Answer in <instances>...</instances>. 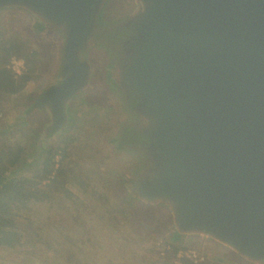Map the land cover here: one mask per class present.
Listing matches in <instances>:
<instances>
[{
  "label": "water",
  "instance_id": "1",
  "mask_svg": "<svg viewBox=\"0 0 264 264\" xmlns=\"http://www.w3.org/2000/svg\"><path fill=\"white\" fill-rule=\"evenodd\" d=\"M105 1L0 0L63 36L60 80L40 104L56 129L89 83L83 54ZM131 1L110 35L121 56L109 73L133 115L125 132L145 153L127 201L179 241L264 264V0Z\"/></svg>",
  "mask_w": 264,
  "mask_h": 264
},
{
  "label": "rangeland",
  "instance_id": "2",
  "mask_svg": "<svg viewBox=\"0 0 264 264\" xmlns=\"http://www.w3.org/2000/svg\"><path fill=\"white\" fill-rule=\"evenodd\" d=\"M135 10L131 0L103 3L95 22L96 41L83 54L91 68L89 83L68 103L67 121L60 129L54 128L48 139L43 126H53L50 111L39 106L22 123V98L46 91L60 80L63 36L40 32L24 11H0V38L19 37L36 50L40 60L38 77L19 96L8 97L0 111V154L8 148L22 149L26 165L16 173L20 176L31 174L40 165L45 157L40 149L66 147L67 158L62 164L60 157L58 168L62 164L66 170L65 189L73 195L49 191L48 198L20 208L16 215L22 245L12 248L0 242V264H172L171 259L160 256L156 246L159 241H169L167 222L133 206L125 197L130 179L145 171L142 146L110 142L122 136L133 116L113 85V73L109 76L121 56L110 35L125 27ZM53 71L55 78H51ZM28 123L32 129L38 128L35 144L32 132L26 129ZM48 182L49 178L41 185ZM180 241L208 262L240 264L210 244Z\"/></svg>",
  "mask_w": 264,
  "mask_h": 264
},
{
  "label": "trees",
  "instance_id": "3",
  "mask_svg": "<svg viewBox=\"0 0 264 264\" xmlns=\"http://www.w3.org/2000/svg\"><path fill=\"white\" fill-rule=\"evenodd\" d=\"M12 58L24 60L25 69L22 74L15 75L10 70L9 62ZM39 67L40 60L36 50L29 44L15 35H6L0 38V111L8 97L19 96L27 84L38 77ZM32 96V93L22 96V105H28L32 100ZM26 126V129L32 132L31 138L35 144L38 128L32 129L31 123L26 124ZM40 151V154H45L40 165L31 174L20 176L16 173L22 170V165H26V158L22 159L21 157L22 149L8 148L3 155L0 154V165L3 166L0 170V242L12 248L22 245L23 242L19 228L20 224L16 215L20 208L27 206L30 202L48 198L49 191L65 192L69 194L68 197H73L65 189L68 178L62 164L68 155L66 147L50 146ZM55 155H60L62 163L56 170H54L53 162ZM48 178L49 182L41 185ZM31 191H39L43 195H33L29 193ZM166 244L169 246V250L165 252V257L171 260L177 250L187 248L186 244L172 236ZM183 264L192 263L184 261ZM200 264L220 263L216 261L208 262L205 257L204 262Z\"/></svg>",
  "mask_w": 264,
  "mask_h": 264
},
{
  "label": "built area",
  "instance_id": "4",
  "mask_svg": "<svg viewBox=\"0 0 264 264\" xmlns=\"http://www.w3.org/2000/svg\"><path fill=\"white\" fill-rule=\"evenodd\" d=\"M9 68L15 75H20L25 69V63L23 59L12 58L9 62ZM59 155L54 157V170L58 168ZM53 175V174H52ZM159 248L160 256H165V252L169 250V246L165 242L159 241L156 243ZM205 257L193 248L179 249L177 250L172 258V264H183L184 261H189L192 264H200L204 262Z\"/></svg>",
  "mask_w": 264,
  "mask_h": 264
},
{
  "label": "flooded vegetation",
  "instance_id": "5",
  "mask_svg": "<svg viewBox=\"0 0 264 264\" xmlns=\"http://www.w3.org/2000/svg\"><path fill=\"white\" fill-rule=\"evenodd\" d=\"M56 72L55 71H53V73H52V77L51 78H55L56 77ZM52 87H50L49 89H51ZM49 89H47V90H49ZM47 90L46 91H41V92H38V93H35V94H33V96H32V100L28 103V105H26L25 106V109H24V112H23V114H22V116H23V119H22V123H25V121H26V119H28L29 118V116L31 115V113H33V111L34 110H36L39 106H40V102L42 101V99H43V97L45 96V94H46V92H47ZM66 117H67V110H66ZM67 120V119H66ZM54 121V123H53V126L51 125V128L50 127H46L44 124H42V125H44L43 127V132H44V130H46V132H45V137H46V139H48V138H50L51 137V135H52V133L54 132L53 130H54V128H55V126H56V122H55V120H53ZM57 121V120H56ZM66 122V121H65ZM64 122V123H65ZM41 125V126H42ZM64 125V124H63ZM46 128V129H45ZM56 129V128H55ZM57 130V129H56ZM46 139H44V140H46ZM132 140V137L128 134V133H126L125 132V129L123 130V134H122V136H119V138H111L110 139V142H118V144L120 145L122 142H130ZM44 142V141H43ZM39 146V145H38ZM41 150V149H40ZM40 153V152H39Z\"/></svg>",
  "mask_w": 264,
  "mask_h": 264
}]
</instances>
